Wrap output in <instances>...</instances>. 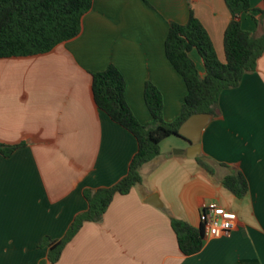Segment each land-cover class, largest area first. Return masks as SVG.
<instances>
[{"label":"crops","instance_id":"crops-1","mask_svg":"<svg viewBox=\"0 0 264 264\" xmlns=\"http://www.w3.org/2000/svg\"><path fill=\"white\" fill-rule=\"evenodd\" d=\"M190 10L223 61L225 0H93L77 36L45 53L0 58V143L19 144L8 156L0 152V264H264V53L255 71L221 92L217 116L201 133L200 154L213 175L187 156L186 139L165 138L141 167V182L116 194L100 220L85 222L58 260L48 259L47 241L62 238L87 209L84 191L115 184L137 150L134 135L96 106L92 73L114 64L143 124L152 119L143 95L150 81L172 121L186 87L164 43L169 22L186 23ZM251 15L261 19L259 11L246 13L243 27L260 32ZM190 56L203 72L197 51ZM233 170L249 184L240 199L221 183ZM209 202L235 212L237 225L184 255L171 219L197 228Z\"/></svg>","mask_w":264,"mask_h":264},{"label":"trees","instance_id":"trees-1","mask_svg":"<svg viewBox=\"0 0 264 264\" xmlns=\"http://www.w3.org/2000/svg\"><path fill=\"white\" fill-rule=\"evenodd\" d=\"M92 1L0 0V58L45 53L59 43L77 36L81 30V18L91 8ZM262 1L263 7L255 9L252 0H225L231 18L223 34V61L218 58L207 30L192 10L186 23L169 22L164 43L165 55L186 87L181 111L170 122L165 121L163 116L162 94L150 81L145 83L143 95L152 119L150 123L143 124L127 103L126 82L121 71L110 64L105 69L92 73L91 89L96 106L134 135L137 150L127 173L115 184L84 191L87 209L75 216L62 238L47 241L48 259L51 262L58 260L65 245L85 222L102 218L116 194H126L141 182L140 169L159 155L162 140L171 135L182 137L178 134V129L194 113L206 112L217 116L221 92L237 87L245 73L255 71L257 60L264 53V0ZM253 11L260 12V20L251 15L256 26L261 28L260 32L243 27L242 16ZM192 50H196L201 57L203 72L197 69L191 58ZM18 146L19 144L0 143V152L8 156ZM195 160L209 175L214 174V166L205 156L200 154ZM221 165L228 166L225 163ZM221 183L239 199L249 191L246 177L238 170L225 175ZM171 225L179 249L184 255H192L201 250L205 238L202 223L196 228L184 220L172 218Z\"/></svg>","mask_w":264,"mask_h":264},{"label":"built area","instance_id":"built-area-1","mask_svg":"<svg viewBox=\"0 0 264 264\" xmlns=\"http://www.w3.org/2000/svg\"><path fill=\"white\" fill-rule=\"evenodd\" d=\"M201 220L206 238L229 234L236 227L238 218L235 212L209 202L201 206Z\"/></svg>","mask_w":264,"mask_h":264},{"label":"water","instance_id":"water-1","mask_svg":"<svg viewBox=\"0 0 264 264\" xmlns=\"http://www.w3.org/2000/svg\"><path fill=\"white\" fill-rule=\"evenodd\" d=\"M211 113L201 112L190 115L182 122L178 134L189 141V148L186 154L189 158H196L201 153L200 138L203 129L212 120Z\"/></svg>","mask_w":264,"mask_h":264}]
</instances>
